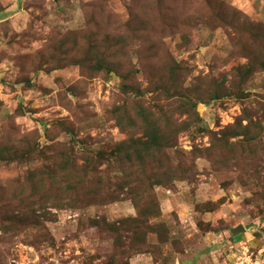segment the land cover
I'll return each mask as SVG.
<instances>
[{"label": "rangeland", "instance_id": "rangeland-1", "mask_svg": "<svg viewBox=\"0 0 264 264\" xmlns=\"http://www.w3.org/2000/svg\"><path fill=\"white\" fill-rule=\"evenodd\" d=\"M87 57L116 72L76 64ZM153 114L168 147L134 164L164 184L156 218H139L126 190L59 210L75 195L45 203L49 187L25 185L29 168L60 167L68 148L82 164L142 137ZM250 120L260 146L209 150L213 134ZM13 145L43 157L0 159V264H264V0H0V150ZM131 165L118 178L102 164L97 177L116 192L139 180ZM30 204L39 226L12 231L5 218Z\"/></svg>", "mask_w": 264, "mask_h": 264}, {"label": "trees", "instance_id": "trees-1", "mask_svg": "<svg viewBox=\"0 0 264 264\" xmlns=\"http://www.w3.org/2000/svg\"><path fill=\"white\" fill-rule=\"evenodd\" d=\"M87 63H94V66H92L97 72L102 71L103 69L116 72V66L112 64L111 61L105 62L98 58L90 59L89 57L76 61V64L81 67H84V64ZM115 113L116 121L119 127L123 129L122 121L125 120L124 117L127 114L125 113V110L122 111L119 108L115 110ZM143 120L146 128L144 129L143 127L144 135L142 137L132 138L129 139L128 142L125 141L116 145L109 155L103 151L92 157L85 152V156L82 157V164H80L81 160L79 158L77 159L74 157L73 149L68 148L65 154H60L65 158L60 167L56 165V160L45 158V164L29 168L24 176L25 185H29L28 189L33 192V195H36V193L49 187V193H51V195H48L50 198L46 197L44 199L46 200L45 203L53 201L55 195L53 196L52 193L54 191L59 192L61 190V193L65 196L75 195V198L69 199L68 202L64 203L65 205H51L52 208L50 209L59 210L64 209L65 207L75 209L77 207L115 203L121 201L120 191L126 190L139 218H156L160 211L159 205L155 200V195L152 192L157 186H163L164 184L161 182V178H157V176H153V178L143 177L142 170L136 168L137 166L134 164V161L136 160L137 163L140 164L142 159L149 158L155 163L160 162L159 156L163 153V148L168 146L165 145V134H163L160 120L157 119L154 114L151 119L147 118ZM178 132H176V134ZM259 136V126L257 127L255 122L250 120L249 125L243 127L241 121H239L236 125L227 128L226 132L220 134L219 137L213 134V149L211 144L209 150H214L219 153L228 152L234 155L236 154V151L232 153L234 148L238 149V147H241L243 152L240 154L244 155V149L251 146V143L259 141V146L261 145V140H257ZM237 137H241V139L232 144L229 143L230 139H235ZM5 152L0 150V159L4 160L2 163L7 161V164H30L43 157V151H39L36 145L23 151H20L17 146L13 145ZM125 161L132 164L131 169L139 171L137 172L139 180H136L135 177L134 181L128 182L125 186L122 185V187H118L116 192H111L109 187L103 185L102 180L97 177L98 174H106L107 172L106 170L99 172V167L102 164H106V169L109 167L112 170L114 165V173L120 178L123 175V164ZM165 178L167 180L166 183H173L176 179L167 174H165ZM94 179L96 182H93ZM27 199L29 198H19V203L23 204L25 208H27L26 204H28L26 202ZM41 205L43 206L44 203L42 202ZM28 208L29 210L26 214L18 211L17 214H12L9 218H5V220L11 224L12 231H26L32 226H39L37 223H31L32 215H35V210L33 209L32 204H30ZM22 211H24V208ZM47 215H49V213ZM34 221L37 222L35 218Z\"/></svg>", "mask_w": 264, "mask_h": 264}, {"label": "water", "instance_id": "water-1", "mask_svg": "<svg viewBox=\"0 0 264 264\" xmlns=\"http://www.w3.org/2000/svg\"><path fill=\"white\" fill-rule=\"evenodd\" d=\"M230 234L233 238H235L236 236H238L239 234L245 232V229L242 226H238L236 228L231 229Z\"/></svg>", "mask_w": 264, "mask_h": 264}]
</instances>
